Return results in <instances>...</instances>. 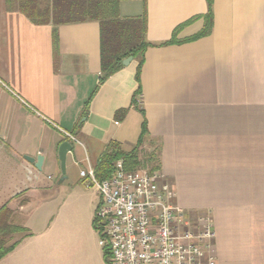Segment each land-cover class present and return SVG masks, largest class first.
Masks as SVG:
<instances>
[{
    "label": "crops",
    "instance_id": "0c3cea01",
    "mask_svg": "<svg viewBox=\"0 0 264 264\" xmlns=\"http://www.w3.org/2000/svg\"><path fill=\"white\" fill-rule=\"evenodd\" d=\"M20 3L0 0V226L27 231L6 236L19 242L0 264H108L94 228L98 193L80 171L111 141L129 151L143 118L139 152L159 147L157 171L189 229L209 217L215 263L264 264V0H213L210 34L192 41L206 0H121L119 19L146 14L139 84L133 58L99 83L98 21L36 22ZM139 85L143 114L132 104ZM25 156H42L40 168Z\"/></svg>",
    "mask_w": 264,
    "mask_h": 264
},
{
    "label": "built area",
    "instance_id": "2783aa9c",
    "mask_svg": "<svg viewBox=\"0 0 264 264\" xmlns=\"http://www.w3.org/2000/svg\"><path fill=\"white\" fill-rule=\"evenodd\" d=\"M80 175L100 196L94 225L108 264H216L208 254L214 237L209 217L200 230L189 229L184 210L172 202L158 171L125 170L118 159L107 179L98 180L92 168L82 169Z\"/></svg>",
    "mask_w": 264,
    "mask_h": 264
},
{
    "label": "trees",
    "instance_id": "16d2710c",
    "mask_svg": "<svg viewBox=\"0 0 264 264\" xmlns=\"http://www.w3.org/2000/svg\"><path fill=\"white\" fill-rule=\"evenodd\" d=\"M120 1L121 0H51L50 6L47 4L46 7H39L34 0H21L19 8L32 19V21L36 22H47L50 19V15L55 24L82 22L86 20L98 21L101 40V77L99 83L118 71L122 67V61L131 56L138 61L135 79L139 84L144 52L147 47L151 46L145 39L147 30L146 14L144 12L143 15L138 18L119 19L118 3ZM206 1L208 10L204 16L202 30L185 41H192L210 34L213 23V0ZM56 34L55 29L53 32L54 45L57 43ZM170 43H178V41L173 37L170 41L162 44ZM92 94L85 103V110L88 107ZM140 94L141 88L139 85L132 97V104L143 114V110L140 108L136 99ZM124 113H126V109H121L117 112V115H123ZM146 135V120L143 118L138 140L129 151L122 150L120 143L117 141L109 142L94 168L96 178L98 180L109 178L114 170V162L118 159L123 160L125 170H133L140 166L139 147L143 144ZM158 158L159 147H156V152L150 153L147 160L151 166L149 169L151 172L159 169ZM18 231L26 232L27 229L14 224L0 226V258L12 250L19 242V240H17L9 245H5L6 236ZM103 251L104 258L106 262H108V252L104 248Z\"/></svg>",
    "mask_w": 264,
    "mask_h": 264
},
{
    "label": "water",
    "instance_id": "95a60500",
    "mask_svg": "<svg viewBox=\"0 0 264 264\" xmlns=\"http://www.w3.org/2000/svg\"><path fill=\"white\" fill-rule=\"evenodd\" d=\"M132 60V57L129 56L126 59H124L122 61L123 65H128V63ZM72 148V144L69 141H64L60 144L59 149H58V158L60 161V169H61V173L64 176L65 174V166H66V154L68 151H70ZM26 160H28L29 162L33 163L37 168H40L42 161H43V157L42 156H37L35 158L33 157H29V156H25L24 157Z\"/></svg>",
    "mask_w": 264,
    "mask_h": 264
},
{
    "label": "rangeland",
    "instance_id": "374dc122",
    "mask_svg": "<svg viewBox=\"0 0 264 264\" xmlns=\"http://www.w3.org/2000/svg\"><path fill=\"white\" fill-rule=\"evenodd\" d=\"M153 152H156V147L154 148L153 145H152V147H151L150 149H149L148 146H143V147L140 149V152H139V159H140V164H141V165L138 166L137 168H144V169H147L148 171H150L149 169L151 168V166L149 165V163L147 162V160H148V157H149L150 153H153ZM97 199H98V200L96 201V204H98L99 201H100V196H99V194H98V198H97ZM96 204H95V206H96ZM94 208H95V207H94ZM63 227H64V224H63ZM94 228H95V227H94ZM95 230H96V228H95ZM96 234H97V238H98V245H99L100 249H102V251H103L102 246L99 244V235H98L97 230H96ZM20 235H21V234L18 232L17 234L14 235V239L18 238ZM14 239H13V240H14ZM13 240H11V241L7 240V241L5 242V245H9ZM5 245H4V246H5ZM103 254H104V251H103Z\"/></svg>",
    "mask_w": 264,
    "mask_h": 264
}]
</instances>
